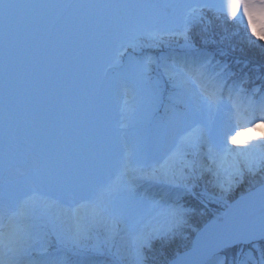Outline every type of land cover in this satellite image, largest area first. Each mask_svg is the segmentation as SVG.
Masks as SVG:
<instances>
[{
    "label": "snow or ice",
    "instance_id": "obj_1",
    "mask_svg": "<svg viewBox=\"0 0 264 264\" xmlns=\"http://www.w3.org/2000/svg\"><path fill=\"white\" fill-rule=\"evenodd\" d=\"M251 49L264 0H0V264H264Z\"/></svg>",
    "mask_w": 264,
    "mask_h": 264
},
{
    "label": "rangeland",
    "instance_id": "obj_2",
    "mask_svg": "<svg viewBox=\"0 0 264 264\" xmlns=\"http://www.w3.org/2000/svg\"><path fill=\"white\" fill-rule=\"evenodd\" d=\"M236 30V29H234ZM234 56L235 57H238L240 59H250V58H254L256 60H259L262 56H264V54H262L259 50L257 49H251V50H246L244 53H241L239 51H237L236 53H234ZM260 131H264V129H261ZM259 134V132H258ZM145 189L148 190V192L151 194L153 193V189H157L158 191L161 190V187L160 186H150L148 184H144L141 186V188L139 189V191H144ZM155 191V190H154ZM243 191V188H241L240 190H238L237 192V196L240 194V192ZM235 197H233L234 199ZM185 199H188L189 201L190 198H185ZM192 203V202H191ZM190 203V204H191ZM202 207V206H200ZM213 208H215V206L213 205L212 206ZM217 212H219L221 209H218L216 208L215 209ZM198 211H199V208H198ZM213 219V212L209 211L207 213V215L204 217V218H198L197 216H193L192 217V220L193 222L196 224V226L198 228L202 227L204 223L208 222V221H211ZM194 233H193V237H194ZM191 246V241H187V242H182V241H179L177 240L176 242H174L170 247H169V250H168V258H172V255L174 252H183L182 250H186L187 248H189Z\"/></svg>",
    "mask_w": 264,
    "mask_h": 264
},
{
    "label": "clouds",
    "instance_id": "obj_3",
    "mask_svg": "<svg viewBox=\"0 0 264 264\" xmlns=\"http://www.w3.org/2000/svg\"><path fill=\"white\" fill-rule=\"evenodd\" d=\"M252 23H253V27L255 29L260 24V21H259L258 18H256L255 16H253Z\"/></svg>",
    "mask_w": 264,
    "mask_h": 264
},
{
    "label": "trees",
    "instance_id": "obj_4",
    "mask_svg": "<svg viewBox=\"0 0 264 264\" xmlns=\"http://www.w3.org/2000/svg\"><path fill=\"white\" fill-rule=\"evenodd\" d=\"M192 201H189L188 199H185V203L186 204H190ZM182 251H184V250H182Z\"/></svg>",
    "mask_w": 264,
    "mask_h": 264
},
{
    "label": "bare ground",
    "instance_id": "obj_5",
    "mask_svg": "<svg viewBox=\"0 0 264 264\" xmlns=\"http://www.w3.org/2000/svg\"><path fill=\"white\" fill-rule=\"evenodd\" d=\"M243 123V122H242ZM258 135V133H256Z\"/></svg>",
    "mask_w": 264,
    "mask_h": 264
}]
</instances>
